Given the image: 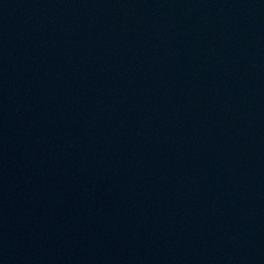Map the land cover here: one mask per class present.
Listing matches in <instances>:
<instances>
[{"label": "water", "instance_id": "1", "mask_svg": "<svg viewBox=\"0 0 264 264\" xmlns=\"http://www.w3.org/2000/svg\"><path fill=\"white\" fill-rule=\"evenodd\" d=\"M0 264H264V0H0Z\"/></svg>", "mask_w": 264, "mask_h": 264}]
</instances>
